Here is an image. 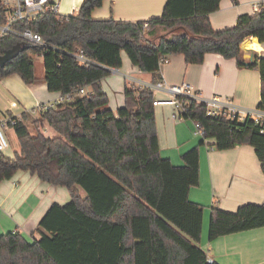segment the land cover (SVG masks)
I'll return each mask as SVG.
<instances>
[{"label": "trees", "instance_id": "16d2710c", "mask_svg": "<svg viewBox=\"0 0 264 264\" xmlns=\"http://www.w3.org/2000/svg\"><path fill=\"white\" fill-rule=\"evenodd\" d=\"M220 1L166 0L160 17L132 23L93 20L103 0H83L75 15L47 12L16 25L39 35L42 46L9 35L0 40V56L18 44L23 48L0 69V79L17 75L27 85L42 82L49 92L70 96L37 118L22 113L13 128L19 153L13 159L0 153V183L26 172L69 195L41 219L38 241L0 234V264H218L199 247L203 208L189 200L190 189L199 186V147L182 155V166H173L160 154L153 94L126 88L124 105L114 114L99 83L121 68L122 52L133 67L153 74V82L162 57L183 55L186 64L197 65L216 54L258 71L257 108L264 110V56L253 53L245 61L241 48L249 38L264 42V10L215 31L209 15ZM157 28L166 34L155 36ZM77 50L91 64L80 66L72 57ZM38 57L42 77L35 70ZM88 86L90 93H78ZM182 102V118L199 125L203 140H214L216 151L253 148L264 176V134L253 121L206 117L204 105ZM44 125L55 136H45ZM260 228L264 202L234 213L212 207L207 241Z\"/></svg>", "mask_w": 264, "mask_h": 264}, {"label": "crops", "instance_id": "0c3cea01", "mask_svg": "<svg viewBox=\"0 0 264 264\" xmlns=\"http://www.w3.org/2000/svg\"><path fill=\"white\" fill-rule=\"evenodd\" d=\"M51 1L57 4V13L61 16L77 14L83 2ZM260 1L263 0H221L218 10L209 15L212 29L221 31L234 27L241 15H254L252 5ZM165 3L166 0H103L101 7L92 11L91 18L132 23L148 21L161 16ZM165 34V30L156 29L155 36ZM253 44L255 47H251ZM241 48L245 61H249L253 53L264 56V42L260 43L256 38L245 40ZM121 60V68L99 83L114 114L124 105V91L128 88L126 77L144 83L154 79L153 74L133 67L124 52ZM43 73L41 69L37 74L42 77ZM156 77L173 85L187 83L203 98L230 99L245 109L256 108L260 102L258 71L241 69L236 60L216 54H207L203 63L197 65L186 64L183 55L168 56ZM83 90L90 93L91 87ZM167 97L165 93L154 95L155 99ZM63 102L64 97L49 92L45 83L27 85L17 75L0 79V119L5 115L20 117L22 113L37 118L44 107ZM172 113L171 107L154 108L160 154L173 166H182V155L199 147V186L189 191V200L203 208L199 247L211 262L218 264H264V228L207 241L212 207L234 213L242 205L264 202V176L253 148L240 146L216 151L212 147L214 140H203L196 134L191 120H174ZM42 133L47 137L55 136L46 125ZM68 201L65 188L43 183L36 175L17 172L12 179L0 183V234L19 233L28 242L38 241L43 232L39 223L48 209L55 203L64 205Z\"/></svg>", "mask_w": 264, "mask_h": 264}, {"label": "built area", "instance_id": "2783aa9c", "mask_svg": "<svg viewBox=\"0 0 264 264\" xmlns=\"http://www.w3.org/2000/svg\"><path fill=\"white\" fill-rule=\"evenodd\" d=\"M1 16L0 19V40L5 36H14L23 42L32 43L35 45H44L41 37L27 29L18 30L16 25L22 22H31L38 16L45 13H57V4L51 0H0ZM264 10V0L256 2L252 5L253 14H257ZM74 60L80 66H87L91 61L87 58L82 50H77L72 54ZM167 62V57H162L159 61L160 65ZM115 69L110 70L114 72ZM128 88L136 90L149 91L154 95L165 93L167 98H153L154 107H171L173 109L172 118L174 120L182 118V114L187 111V106L182 102L186 100L197 105L202 104L205 107V115L210 118H221L227 121L243 122L251 120L260 128V133L264 134V110L253 108L245 109L233 103L230 99H222L220 97L203 98L197 93L193 87L187 83L179 85L169 84L163 80L156 82L144 83L126 77ZM84 95L83 89L78 92ZM70 96L64 97V101H69ZM57 105V104H56ZM53 107V106H52ZM51 106L44 107L43 110L50 109ZM20 121L19 116L5 115L0 119V153H3L9 148V142L5 132L13 130L14 126ZM194 123V122H193ZM196 134L202 137V131L197 123H194ZM203 138V137H202ZM16 185V184H15ZM209 263L211 261L209 260Z\"/></svg>", "mask_w": 264, "mask_h": 264}, {"label": "rangeland", "instance_id": "374dc122", "mask_svg": "<svg viewBox=\"0 0 264 264\" xmlns=\"http://www.w3.org/2000/svg\"><path fill=\"white\" fill-rule=\"evenodd\" d=\"M34 60H35V62H34L35 70H36L37 73H39V71L41 69H43L42 59L38 57V58H35ZM5 134L7 136L8 142H9V148L6 151L3 152V155L6 158L13 159L14 156H15V153L19 152V145H18V142L16 140V137H15V134H14L13 130H7L5 132ZM81 195L84 196V194L82 192H81ZM60 202H63V201H60Z\"/></svg>", "mask_w": 264, "mask_h": 264}, {"label": "water", "instance_id": "95a60500", "mask_svg": "<svg viewBox=\"0 0 264 264\" xmlns=\"http://www.w3.org/2000/svg\"><path fill=\"white\" fill-rule=\"evenodd\" d=\"M23 51V48L20 47V45L14 46L12 49L6 51L3 55L0 56V69L4 68L5 65L15 59L21 52Z\"/></svg>", "mask_w": 264, "mask_h": 264}, {"label": "bare ground", "instance_id": "6f19581e", "mask_svg": "<svg viewBox=\"0 0 264 264\" xmlns=\"http://www.w3.org/2000/svg\"><path fill=\"white\" fill-rule=\"evenodd\" d=\"M251 47H255V45L253 44V45H251Z\"/></svg>", "mask_w": 264, "mask_h": 264}]
</instances>
